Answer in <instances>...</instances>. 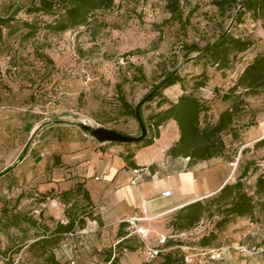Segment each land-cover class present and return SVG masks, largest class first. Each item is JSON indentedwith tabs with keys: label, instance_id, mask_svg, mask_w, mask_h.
<instances>
[{
	"label": "rangeland",
	"instance_id": "obj_1",
	"mask_svg": "<svg viewBox=\"0 0 264 264\" xmlns=\"http://www.w3.org/2000/svg\"><path fill=\"white\" fill-rule=\"evenodd\" d=\"M32 1L0 0V17L13 18V29L0 33V107L37 112L46 119L47 133L67 125H87L138 136L139 122L127 114L121 97L137 106L164 74L174 69L186 78V92L210 107L203 121L215 123L229 107L221 100L222 94L234 85L257 55L264 53V19L255 21L246 15L244 23L239 25L235 16L221 15L212 3L214 0H180L184 17L191 18L186 26L171 18L166 9L168 0H116L111 10L97 13L88 26L59 34L43 28V23L51 22L53 17L28 13ZM26 22L39 23L42 27L31 40L25 38ZM223 28L253 42L248 51L234 59L230 70L221 72L211 66L204 67L203 62L195 60L197 54H186L184 46L193 42L204 46ZM204 71L209 76L207 87L194 90L195 80ZM183 92L180 85H175L166 89L164 95L175 102ZM158 102V99L147 101L143 106L147 127L151 114L168 107L166 104L159 108ZM248 102L246 112L235 125L239 138L235 140L231 134L224 137L227 145L224 157L192 163L201 166L200 173L209 187H216L221 181L236 182L250 163L244 182L249 194L254 195L257 178L264 176V147H258L264 139V90ZM113 144L142 149L139 143ZM42 149L35 150L38 153ZM60 202L57 194L45 197L36 188L0 197V255L8 258L3 264H46L43 258L29 252L28 247L42 234L43 225L53 228L57 221L66 222L65 207ZM261 218L257 211L253 219L235 218L217 230L218 217L209 216L195 230L176 233L169 228L165 235L152 233L153 229L150 234L129 222L128 244L138 249L136 252L117 249L118 264H143L148 249L187 256L188 264H264V251L254 257L238 251L243 245L264 250ZM169 222L170 219L166 226ZM212 232L217 234V239L205 250L221 249L225 252L222 259H211L200 245L201 238ZM163 237L165 243L161 242ZM168 240L176 245L168 246ZM118 242L116 231L95 236L87 223L83 230L66 236L55 255L60 264H104V251L114 249Z\"/></svg>",
	"mask_w": 264,
	"mask_h": 264
},
{
	"label": "trees",
	"instance_id": "obj_2",
	"mask_svg": "<svg viewBox=\"0 0 264 264\" xmlns=\"http://www.w3.org/2000/svg\"><path fill=\"white\" fill-rule=\"evenodd\" d=\"M115 1L33 0L28 8V13L53 17L51 22L43 23V28L59 34L88 26L93 16L99 12L111 10ZM212 3L221 15L235 16V22L239 25L244 23L246 15H250L255 21L264 19V0H214ZM166 9L174 21L183 26L191 23L189 15L184 17L180 0H168ZM12 21L13 18L0 17L1 34L4 29H13ZM24 28L27 31L26 40L36 37L42 29L39 23L34 22L24 23ZM11 31L14 33L13 30ZM252 45L251 40L235 35L223 28L213 41L206 42L204 46L193 42L184 48L187 50L186 54H197L195 60L203 62L204 67L211 66L218 71L226 72L232 68L234 59L248 51ZM46 59L51 61L49 58ZM141 77L145 78L142 72ZM208 82L209 76L204 71L195 80L193 88L194 90L206 88ZM185 84L186 78L174 69L166 72L161 81L146 95L154 92L149 101L158 99L159 108L166 104L168 107L149 116L148 129L150 134L139 143L141 148L155 144V141L160 138V128H163L168 122L174 121L179 131V140L168 150V155L171 158H185L190 163H200L224 157L227 152L225 135L231 134L235 140L239 138L235 125L246 112L249 104L248 99L260 95L264 90V53L257 55L244 68L234 85L222 94L221 100L228 103L229 107L219 115L215 123L203 121V117L208 114L210 107L194 94L187 93ZM175 85H180L184 92L173 102L165 97L164 91ZM118 87L121 89L120 84ZM121 101L127 114L137 119L135 112L137 106L133 107L124 96L121 97ZM143 106L140 110L142 116ZM258 147H264V139L258 143ZM124 158L128 167L139 169L133 161V153L129 152ZM250 169L251 164L249 163L236 182L227 183L216 194L189 203L177 210L170 218L168 227L176 233L189 232L197 229L205 217L217 216L218 220L215 227L217 230H221L235 218L253 219L257 211H259L262 217L261 221L264 224V176L260 175L257 178L254 195H251L244 182V178L247 177ZM53 193L51 192L49 195ZM49 195L44 196L48 197ZM57 196L65 207L66 222L57 221L53 228L43 225L42 234L28 247L29 252L43 258L46 264H60L56 259L55 250L60 247L65 237L83 230L88 220L98 219L94 216V205L85 183L77 182L73 188L63 191ZM80 198L84 201V205L80 204ZM130 227L131 224L128 221L119 225L117 230L119 242L114 249L109 248L104 251V264H118L120 257L116 255L117 249H124L129 252L137 251V247L128 244L130 240L128 229ZM216 239L217 234L212 232L209 236L201 238L200 245L204 249L208 248ZM167 245L174 246L176 243L173 240H168ZM158 258H160L159 261H157ZM143 264L188 263L187 256L174 252L166 254L159 252L154 259H150L148 256Z\"/></svg>",
	"mask_w": 264,
	"mask_h": 264
},
{
	"label": "crops",
	"instance_id": "obj_3",
	"mask_svg": "<svg viewBox=\"0 0 264 264\" xmlns=\"http://www.w3.org/2000/svg\"><path fill=\"white\" fill-rule=\"evenodd\" d=\"M45 120L37 112L0 107V197L28 188L43 196L60 194L77 182L85 183L98 218L88 222L95 236L117 232L122 222L132 218L150 234L152 229L168 234L166 222L177 210L216 194L226 184L209 187L200 165L168 155L179 140L174 121L163 127L155 144L132 149L101 143L75 125L47 133ZM37 147L43 149L37 153ZM129 152L139 169L128 167L124 157ZM135 171L142 178L133 184ZM166 191L172 195L162 196Z\"/></svg>",
	"mask_w": 264,
	"mask_h": 264
},
{
	"label": "water",
	"instance_id": "obj_4",
	"mask_svg": "<svg viewBox=\"0 0 264 264\" xmlns=\"http://www.w3.org/2000/svg\"><path fill=\"white\" fill-rule=\"evenodd\" d=\"M154 95V92L146 96L136 107V116L140 125V134L138 136H131L116 130L107 129L104 127H90L82 125V129L88 133L92 138L101 143H119V144H136L142 142L148 135V127L145 123L143 116L140 113L141 107L149 101Z\"/></svg>",
	"mask_w": 264,
	"mask_h": 264
},
{
	"label": "built area",
	"instance_id": "obj_5",
	"mask_svg": "<svg viewBox=\"0 0 264 264\" xmlns=\"http://www.w3.org/2000/svg\"><path fill=\"white\" fill-rule=\"evenodd\" d=\"M135 173H136V177L133 180V184L138 183L139 180L142 178V174L140 171H135ZM171 195H172L171 191H166V192H163V194H162V196H164V197H170ZM138 221L139 220L136 218H132V219L128 220V222H130L134 226L137 225ZM161 242L165 243L166 238L163 237L161 239ZM147 251H148V256L150 259H154L159 254L158 250L148 249ZM238 251H240L241 253H243L247 257H254V256L262 253L264 250L262 247L243 245V246L238 248ZM203 252H206L205 254H209L211 259H214V260L222 259L225 257V252H223L221 249H206V250L204 249ZM5 261L7 262L8 258H5L4 256L0 255V264H3Z\"/></svg>",
	"mask_w": 264,
	"mask_h": 264
}]
</instances>
